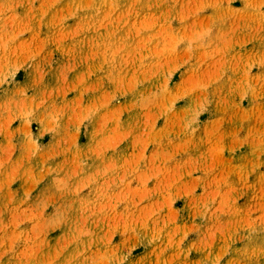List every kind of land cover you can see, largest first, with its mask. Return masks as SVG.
Segmentation results:
<instances>
[{
  "label": "rangeland",
  "instance_id": "obj_1",
  "mask_svg": "<svg viewBox=\"0 0 264 264\" xmlns=\"http://www.w3.org/2000/svg\"><path fill=\"white\" fill-rule=\"evenodd\" d=\"M0 264H264V0H0Z\"/></svg>",
  "mask_w": 264,
  "mask_h": 264
}]
</instances>
